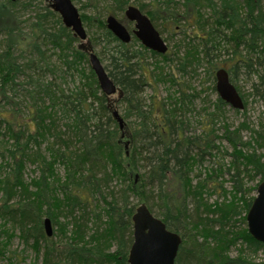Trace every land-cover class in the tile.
Returning <instances> with one entry per match:
<instances>
[{
  "label": "trees",
  "instance_id": "obj_1",
  "mask_svg": "<svg viewBox=\"0 0 264 264\" xmlns=\"http://www.w3.org/2000/svg\"><path fill=\"white\" fill-rule=\"evenodd\" d=\"M130 1L112 0L108 9L113 15L124 12ZM164 2L158 0L149 12L142 5L138 8L161 34L166 27L187 33L192 44L180 61L191 60V67L207 61L209 75L215 77L220 64L214 60L216 52L211 45L231 47L239 56L230 59L234 61L230 68H222L238 91L236 75L245 72L252 79L253 95L264 105V0H184L181 10L165 7ZM34 5L37 10L28 30L21 13ZM51 5V0H0V124L5 125L4 131L0 130L4 147L0 219L17 225L22 238L32 241L37 255L41 242L45 243L43 264H128L137 208L132 199L137 198L182 237L175 264H264V259H255L264 255V244L255 240L248 228L235 233L227 224L243 212L246 223L255 199L246 202L243 193L251 188L245 189L242 178L260 177L259 184L264 181V154L257 153V148H264V128L247 142L252 152L238 154L242 164L231 163L229 169L234 171L235 182L230 194L242 207L233 201L228 205L216 202L207 210L212 217H204L203 191L216 176L212 171L194 185L195 168L205 154L219 149L216 141H231L229 136L238 132L228 125L220 138L215 127L223 115L208 113L199 122L201 135H192L191 125L179 117L195 111L191 103L195 94L180 90L168 95L175 104L155 96L149 101L138 97L150 85L146 70L150 71L153 63H147L145 54L155 58V53L137 40L130 45L121 43L107 30L103 16L81 14L92 35L88 45L64 27ZM49 22L55 28H49ZM207 24L216 32L225 30V35L220 38ZM93 27L95 33H91ZM189 29L190 34L186 32ZM136 46L137 50L130 51ZM97 47H101L98 56L102 63L108 61L104 67L118 87L116 101L101 91L89 65L88 55ZM50 49L56 52L59 65L52 64ZM160 57L166 64L174 62L169 52ZM180 69L186 72L188 67ZM159 70L156 65L151 70L156 82L166 78L171 85H182L174 74L161 76ZM65 76L78 77L79 84L66 91L57 84ZM18 92L26 100L24 119L19 115L20 104L11 97ZM2 102L12 108L9 117L4 115ZM116 103L124 106L123 130L113 116ZM226 105L219 97L215 109L221 112ZM193 148L196 151L192 153ZM28 164L36 165L39 173L30 181L26 178ZM114 183L120 189L113 190ZM258 185L250 191H257ZM190 200L193 212L188 210ZM43 217L59 226L60 241L46 236ZM59 217L66 222L59 224ZM240 241L245 246L232 257L230 249Z\"/></svg>",
  "mask_w": 264,
  "mask_h": 264
},
{
  "label": "rangeland",
  "instance_id": "obj_2",
  "mask_svg": "<svg viewBox=\"0 0 264 264\" xmlns=\"http://www.w3.org/2000/svg\"><path fill=\"white\" fill-rule=\"evenodd\" d=\"M158 0H133L130 5H133L135 7H139L141 5H147L145 8V11H151L155 4H157ZM161 2L167 1V0H160ZM74 5L77 7V9L80 11L81 14H85L88 17H97L101 18L102 16L104 19L107 18L108 14H112L110 12L111 3L112 0H74ZM180 4L184 2V0H177ZM34 8H28L25 12L21 13V21H24L26 24L24 25L25 28H29L30 24L34 21L35 12L37 10L36 5H34ZM96 6V7H94ZM127 8V7H126ZM119 20L123 21V23L128 27L129 30H132L130 22L124 17L123 12H117L114 14ZM51 28H55V25L53 22H49ZM162 23V22H161ZM159 23V24H161ZM94 25V23H93ZM95 26V25H94ZM162 26V25H161ZM164 29V25L162 26ZM161 28V29H162ZM167 29H164L162 32V37L165 39L167 45L169 46V53L171 54V57H173L174 62L170 64L169 71L175 70L176 66H178V63L180 62V59L183 57L184 53L186 52V44L189 42V36H187V33L184 31H180L179 29L175 30L176 32L170 30L169 27H166ZM29 30V29H28ZM27 30V32H28ZM159 31L160 28H158ZM190 30L186 31L188 34H190ZM88 31V30H87ZM96 29L93 27L91 33H95ZM88 37L85 41L86 44L91 45L90 38L92 35H90V32L88 31ZM191 36V35H190ZM187 38L185 41L184 39ZM135 50H137V46L135 47ZM102 51L101 47H97L96 49H91V52H94L97 56ZM20 54V52H18ZM55 51H49V55L52 59V64L58 63L57 55H55ZM175 54V55H174ZM59 55V54H58ZM146 55V61L147 63H154L155 59L152 57V55L145 54ZM219 60L217 61L220 65L218 69L224 67V68H230L234 61H230L229 56L225 52H221L218 54ZM99 57V56H98ZM19 62H22V59L19 60ZM104 66H107L108 61L104 60ZM209 64H201L197 66L194 64L192 67L189 68L188 72L185 75H182V73L174 72L177 77L178 81L181 86L183 87V90H185L187 93L190 94H201L196 95L198 99L195 101V111H193L191 114H189L188 119L191 122V133L192 135H201V125L200 121H202L203 116L201 115V109L203 107L210 108L211 112L214 108V105L217 103V99L219 98V95L217 91L212 90V82L211 79H209ZM154 69V65H151V70ZM151 70L147 71L148 74V80L150 82V85L146 88V98H149L151 100V96H155V99L163 100L167 98L168 96V87H165L161 82H156L155 76L152 75ZM212 70V69H211ZM168 72V71H167ZM216 72V71H215ZM240 72V71H239ZM172 73V74H174ZM240 76V74H239ZM241 79H237L236 85L237 88L240 89L241 94L244 96V103L247 102L248 108L245 115L243 114H236L231 108H228L227 113L223 118L219 119L220 122H217V126L215 127L216 134L222 138L225 134V127L229 125L230 130H235L239 126H244L246 130H243V138L245 141L250 140L251 135L253 136L255 131L259 133L264 128V105L258 101V99L255 98L253 95L252 90V79H250L247 75H242ZM64 79L57 81V84L61 85L62 88H64L66 91H69L73 89L76 85L79 84V78H73L70 76L63 77ZM249 78V79H248ZM254 79V77H253ZM50 80V78L48 79ZM236 80V79H235ZM46 82V80H45ZM61 82V83H60ZM216 85V84H215ZM19 98V97H18ZM112 98L116 101L117 95H113ZM116 108L114 110H118L120 115L122 116L124 113V106L115 104ZM1 106L3 107V111L5 112L4 115L10 116L12 112V108L9 106H6L4 102H2ZM1 107V108H2ZM5 108V109H4ZM18 113V110H17ZM20 118L23 119L27 116V111L23 110L22 108L19 111ZM218 120V121H219ZM226 125V126H225ZM1 127V126H0ZM2 131H4V126L2 128ZM256 133V134H257ZM223 141V140H222ZM126 142V141H125ZM250 142V141H248ZM128 143V141H127ZM216 144L221 146V150L218 152L217 149L212 152L211 155L208 153L204 155L201 164H199L195 168V173L193 174L194 178V184L196 185L200 180L206 179V176H208V173H212V171H215V179H211L208 181L207 188L203 191L204 192V202L206 203V210L203 209L202 214L205 217L206 215L210 214V218L212 217V213L208 212L207 210L209 207H213V205L218 203H226L228 205L231 201L235 202L238 208L242 207V203L239 202V200L234 199V195L232 196V187L234 186L235 182L232 181V175L234 171H229L231 168V152L232 148L230 146V143L227 141H216ZM257 147V146H256ZM252 149V146H251ZM246 151L252 152V150L245 148ZM4 151L3 144L0 142V164L2 163L1 158V152ZM258 154H264V148L261 146V148H257ZM244 168V166H242ZM1 170V169H0ZM221 170L220 172H217ZM247 171H250V168H248ZM39 175V173L36 171V165L28 164L27 165V174L26 178L27 180H31L33 178H36ZM252 178V177H251ZM243 185L245 189L251 188L253 189L256 185L260 182V177H254L253 179H250L246 177L243 179ZM115 188V191L120 189L118 186L115 187V183L112 186V189ZM250 189V190H251ZM114 190V189H113ZM248 190L246 193H243V197L245 198L246 202L248 203L249 199L251 197H256L257 191H250ZM250 191V192H249ZM229 193V194H225ZM1 185H0V200H1ZM239 198V196H237ZM132 202L134 205L139 207L142 204H145L144 202H141L140 199L133 198ZM156 202V201H155ZM244 203V202H243ZM156 204H158L156 202ZM245 205V203H244ZM102 210V209H101ZM155 210H158L157 208ZM188 210H194V203L192 200L189 201ZM240 210V209H238ZM244 210V208H243ZM246 214L243 212L241 216L236 217L234 215V219H232L230 222L227 221V224L231 225L232 232L240 233L242 229L248 228L247 222L243 223V220L245 218ZM47 217H43V220H45ZM247 221V217H246ZM66 222L65 218H60L58 223L64 224ZM53 236L51 237L52 241L58 242L60 241V231L59 226H57L53 222ZM91 227V226H90ZM43 228V226H42ZM230 230V228H229ZM43 231H45L43 229ZM59 232V233H58ZM188 235L192 233H188ZM23 233L19 229L17 225H14L12 223L5 222L4 220L0 219V264H43V253H44V246L45 243L41 242L40 244V252L39 255H37V252L33 249V243L32 241L28 240L27 242L22 238ZM47 236V235H46ZM245 246V244L240 241L237 245L232 246L231 256L236 257L239 254V250L241 249L240 246ZM257 261H260L264 259V255L260 254L259 256L255 257Z\"/></svg>",
  "mask_w": 264,
  "mask_h": 264
},
{
  "label": "water",
  "instance_id": "obj_3",
  "mask_svg": "<svg viewBox=\"0 0 264 264\" xmlns=\"http://www.w3.org/2000/svg\"><path fill=\"white\" fill-rule=\"evenodd\" d=\"M52 9L62 19L66 27L71 28L81 41L87 40V34L82 24L81 15L72 0H51ZM125 16L135 22V35L147 49L159 54H166L168 46L160 33L154 27L151 19L135 6H129ZM107 27L122 43L129 44L131 35L127 28L118 19L110 15ZM89 61L96 74L101 91L106 96L117 93L118 87L110 78L100 58L90 52ZM217 79V92L219 97L234 108H243V101L236 87L230 80L226 69H218L215 73ZM113 116L123 130L124 119L118 112ZM133 244L129 252L128 264H175L176 257L182 244V237L168 229L162 219L150 212L146 204L140 205L133 218ZM45 233L47 237L53 236L50 219H45ZM248 231L251 236L264 244V181L257 188L256 197L247 214Z\"/></svg>",
  "mask_w": 264,
  "mask_h": 264
},
{
  "label": "bare ground",
  "instance_id": "obj_4",
  "mask_svg": "<svg viewBox=\"0 0 264 264\" xmlns=\"http://www.w3.org/2000/svg\"><path fill=\"white\" fill-rule=\"evenodd\" d=\"M13 1H15V0H13ZM133 0H131L130 2H132ZM74 3V2H73ZM184 3V2H183ZM183 3L182 4H180L179 2H177V0H172V1H168L167 0V3L166 2H164L163 3V6H165V7H167V6H169V8L170 9H176V10H181V9H183V7H182V5H183ZM129 6H133V5H128L127 6V8L125 9V11L123 12V14L125 15V13H126V10L128 9V7ZM142 6H144V5H142ZM144 7H147V5H145ZM204 11H205V13H207L208 15H211L212 14V11L209 9V8H204L203 9ZM146 12H149V11H146ZM56 13V12H55ZM80 15H81V13H80ZM111 14H108L107 15V18L105 19V24H106V27H107V19H108V17L110 16ZM113 15V14H112ZM81 20H82V24H83V27H84V29H85V32H86V34H87V37H88V29L86 28V26H85V24H84V22H83V19H82V16H81ZM156 22L157 23H160V20H156ZM62 24L64 25V27L65 28H67L68 30H70L72 33H73V35L76 37V38H78L77 36H76V34H75V32L71 29V28H68V27H66L65 26V24L63 23V21H62ZM162 24H164L163 22H162ZM49 25V24H48ZM207 26H208V29L212 32V33H214V34H217V36H219L220 38H222L223 37V34L225 35V30H223V33H222V30H219V31H214L213 29H212V26H210V25H208L207 24ZM49 28H51V26L49 25ZM107 30L110 32V33H112L109 29H108V27H107ZM227 33H228V31H227ZM79 39V38H78ZM185 41L187 40V38H185L184 39ZM220 40V39H219ZM221 41V40H220ZM121 42V41H120ZM122 43V42H121ZM123 44H125V43H123ZM190 44H192L190 41L188 42V44H186V49H188L189 48V46H190ZM194 45V44H193ZM195 45H196V47H198L199 45H198V42H195ZM114 47L115 46V44H113V45H111L110 47ZM109 47V48H110ZM211 48H212V50L213 51H215L216 53H215V56H214V60L215 61H218L219 60V53H221V52H225V53H227V55L229 56V59L231 58H236V57H238L239 55H238V53H236V52H234L232 49H231V47H228V48H226V47H223V46H220V45H218V46H214V45H211ZM130 51H135V48H131L130 49ZM141 51V50H140ZM186 53V52H185ZM184 53V54H185ZM184 56V55H183ZM157 57H159L158 59H155V63H153L154 64V66L156 65V66H158V68L160 69L159 70V74H161V76L163 75V76H165V75H169L170 73L172 74V73H174V72H178L179 74L180 73H182V75H185L187 72H188V70H189V68L191 67V64H190V62H191V60H189V59H187V58H184L183 60H181L179 63H178V66H176L177 68H175V70H173V71H169V66H170V64H166L165 62H163V59H162V57H160V56H157ZM157 57H155V58H157ZM88 60H89V55H88ZM101 61V60H100ZM102 62V61H101ZM207 63V61L206 62H204L203 64H206ZM58 65H59V62L57 63ZM103 64V63H102ZM208 64V63H207ZM89 65H90V67H91V64H90V61H89ZM184 66H187L188 67V69H187V71L186 72H184V71H182V69H180V68H183ZM92 68V67H91ZM93 70V69H92ZM168 71V72H167ZM239 74H240V76H239ZM246 75L245 74V72H242V71H240V72H238V74L236 75V81H237V79L239 80V79H241L242 77V75ZM174 76H175V78L177 79V81H178V77H177V75L174 73ZM209 79H211V82H212V90L213 91H217V79H216V76L215 77H212V76H210L209 75ZM249 79V78H248ZM254 80H256L255 78H254ZM159 82H161L165 87H168V95H171V94H178V91H182L183 90V87L182 86H180V85H171V83H169L168 81H167V79L165 78V79H163V80H161V81H159ZM216 84V85H215ZM183 91H185V90H183ZM238 91V90H237ZM186 92V91H185ZM218 93V92H217ZM238 93H239V95L241 96V98H242V101H243V103H244V96L241 94V92H240V89H239V91H238ZM190 94V93H189ZM191 95H193V94H191ZM196 95H198V97H199V95H201V94H196ZM219 95V94H218ZM12 98H13V102H16V103H18V104H20V107L19 108H23V107H26V105H24L23 106V102L24 101H26L25 100V98H24V95L22 94V93H20V92H18L16 95H12L11 96ZM19 97V98H18ZM139 98H141L142 100H143V98L145 99V100H147L146 99V88L144 89V91H143V93L142 94H140L139 96H138ZM168 97V96H167ZM198 97L197 96H194V98H196V99H194V100H192V104H194L195 105V101L198 99ZM148 101H149V99H148ZM168 102V104H175V102H174V98H165V99H163L162 100V102ZM258 101L260 102V100L258 99ZM261 103V102H260ZM12 105V104H11ZM244 106H243V108L242 109H239V108H234L232 105H230V104H228L227 103V105H226V107L223 109V111L221 110V112L220 111H218V110H216L215 109V105H214V108H213V110H212V112H211V110H210V108H205V107H203V109H201V115L203 116V118H202V121H203V119L204 118H206L207 117V114L208 113H212V114H220V115H223V116H225V114L227 113V110H228V108H231L236 114H243V115H245L246 114V112H247V108H248V105H247V102L246 103H244L243 104ZM188 117H189V114L188 113H183L182 115H180V117L179 118H181V119H184L185 118V121L187 122V124H190L191 125V122H190V120L188 119ZM220 119V118H219ZM218 119V120H219ZM216 120V119H215ZM217 120V122H220V120L218 121ZM201 122V121H200ZM0 130H2V128H3V126H4V129H5V125H1L0 124ZM243 130H246L245 128H244V126H239L238 128H236V130H231V131H233V132H238V134H236L235 136H229V138H231V141H233L234 143H233V145H232V142L231 141H229V140H226V139H219V141L220 142H223L224 140L225 141H227V142H229L230 143V146H231V148H232V152H231V158H232V160H231V163H234L235 164V166H240V164H242L241 162H243V159H241V158H239V156H238V154H240V153H242L243 155H246V154H249L250 152L249 151H246L245 150V148H248V149H250L251 150V148L250 147H248V141H250L252 138H253V136L251 135V138H250V140H248V141H245L244 140V138H243ZM223 140V141H222ZM221 145V144H220ZM220 145H218L217 144V146L219 147V149H217V151L219 152L220 150H221V146ZM196 151V149H192V153L193 152H195ZM201 162H202V160L200 161V164H201ZM193 184H194V182H193ZM195 185V184H194ZM203 197V199H204V196H202ZM203 203V202H202ZM148 207V206H147ZM138 208V207H137ZM137 208H136V210H137ZM149 209V208H148ZM150 210V209H149ZM136 212V211H135ZM150 212L152 213V211L150 210ZM135 214V213H134ZM153 214V213H152ZM155 215V214H154ZM134 216V215H133ZM47 219V218H46ZM49 219V218H48ZM45 221V220H44ZM51 221V225H52V228H53V222H52V220H50ZM42 226H43V229L45 230V223L43 222V224H42ZM178 256V255H177ZM176 259H177V257H176Z\"/></svg>",
  "mask_w": 264,
  "mask_h": 264
},
{
  "label": "flooded vegetation",
  "instance_id": "obj_5",
  "mask_svg": "<svg viewBox=\"0 0 264 264\" xmlns=\"http://www.w3.org/2000/svg\"><path fill=\"white\" fill-rule=\"evenodd\" d=\"M138 8V7H137ZM139 9V8H138ZM140 10V9H139ZM142 12V11H141ZM142 13H144V14H146L145 12H142ZM112 15V14H111ZM147 15V14H146ZM113 16H115V15H113ZM148 16V15H147ZM116 17V16H115ZM124 17L127 19V17L124 15ZM149 17V16H148ZM117 18V17H116ZM150 18V17H149ZM118 19V18H117ZM151 19V18H150ZM128 20V19H127ZM118 21H120L126 28H127V30L129 31V33H130V35H131V42L129 43V44H127V45H130V44H132L133 43V41L134 40H137L138 42H139V44H141L142 46H143V44H142V42L136 37V35H135V30H136V28H135V22H132V21H130V20H128L130 23L129 24H131V26H132V30H129L128 29V27L123 23V21H121V20H119L118 19ZM152 21V20H151ZM154 24V23H153ZM154 27L156 28V26L154 25ZM157 29V28H156ZM157 31L160 33V35H161V37H162V34H161V32L157 29ZM111 34H113V33H111ZM114 35V34H113ZM162 39L165 41V39L162 37ZM166 42V41H165ZM167 44V43H166ZM168 46V45H167ZM144 48H146L145 46H143ZM168 48H169V46H168ZM147 49V48H146ZM149 52L151 51V50H149V49H147ZM169 50V49H168ZM151 52H153V53H155L157 56H164V55H166V54H159V53H156V52H154V51H151ZM169 52V51H168Z\"/></svg>",
  "mask_w": 264,
  "mask_h": 264
}]
</instances>
